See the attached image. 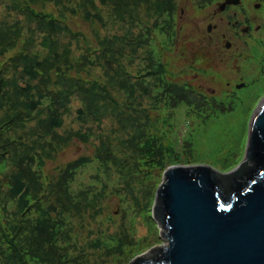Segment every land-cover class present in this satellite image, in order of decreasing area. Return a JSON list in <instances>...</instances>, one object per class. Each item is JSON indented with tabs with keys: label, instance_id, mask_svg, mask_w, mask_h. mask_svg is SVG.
Masks as SVG:
<instances>
[{
	"label": "trees",
	"instance_id": "1",
	"mask_svg": "<svg viewBox=\"0 0 264 264\" xmlns=\"http://www.w3.org/2000/svg\"><path fill=\"white\" fill-rule=\"evenodd\" d=\"M21 1L25 5L15 0V7L19 6L34 23L0 20V55L5 57L0 62V264H107L101 253L93 260L71 256L66 249L72 248V244L65 217H79L83 208L91 209L96 204L97 195L89 198L72 191L77 170L88 158L73 161L61 169L59 176L47 181L41 170L44 157L68 143L70 136L59 131L72 110V101L77 98L82 103L76 113L84 125L90 118L101 122L104 117H112L120 129L132 127L133 132L121 139L119 145L132 153L130 158L125 157L120 169L134 176L155 174L159 168L164 171L167 164L182 163L186 153L179 150L174 139L167 140L164 134L152 129L156 124H152L146 96L153 97L156 107L185 104L190 113L204 118L225 108L215 97L207 100L200 83L198 88L190 84L181 86L167 77L159 58L156 62L151 60L147 73L152 77L153 87L138 81L122 62L127 57L126 44L136 53L152 38L151 29L139 35L132 30L138 17L143 19L141 9L155 13V29L171 31L167 36L174 43L177 31L174 32L171 20L177 9L175 0H83L85 20L105 26L100 7H108L118 21L130 26L123 34L128 41L122 40L125 39L122 35L104 36L96 45L86 41V53L81 51L76 57L72 38L78 42L79 38L66 23L65 14L61 13L62 21L61 15L38 11L32 3L40 0ZM41 1L70 6L62 0ZM20 46L23 49L16 52ZM190 54L194 57L196 52L191 50ZM198 61L201 56L195 58V63ZM88 66H100L105 74L103 79L83 75L82 70ZM72 133L83 141L92 137L80 130ZM102 135L98 136L97 157L107 163L115 156ZM191 151L190 147L187 153ZM9 202L15 203L12 212H8ZM117 233H121L120 241L111 247L107 245L111 249L103 254L123 247L128 232L122 226ZM93 248L102 247L94 241ZM159 250L160 247L153 249L149 258L161 255L157 254ZM134 257L118 264H129Z\"/></svg>",
	"mask_w": 264,
	"mask_h": 264
},
{
	"label": "rangeland",
	"instance_id": "2",
	"mask_svg": "<svg viewBox=\"0 0 264 264\" xmlns=\"http://www.w3.org/2000/svg\"><path fill=\"white\" fill-rule=\"evenodd\" d=\"M17 1L20 5H25V2ZM62 2L70 5L69 8L59 6L54 2L45 3L41 0L32 4L38 11L53 13L57 16H60L61 13L65 14L66 23L79 38V42L72 38L75 57L79 56L81 51L86 53V41L96 45L99 39L104 36L112 37L114 35H122L121 38H125L122 40L128 41L123 34L127 30L126 27L130 25L118 21L116 14L110 8L100 7L106 22L105 26H101L92 20H85L84 8L81 6L83 0H62ZM14 4L15 0H0V20L9 23H34L19 6L15 7ZM98 4H100L99 1ZM175 4L177 9L171 20L174 32L177 31L175 37L173 36L174 43L167 36L171 31L161 32L155 29L154 22L157 19L155 13H147L141 9L140 15L143 19L138 17V22L132 27V30L139 35L142 31L151 29L152 38L144 47L138 48L136 53H132L130 46L126 44L127 57L122 62L127 65L130 74L137 76L138 81L144 85L150 84L153 87L152 77L147 73L151 60L156 62V59L159 58L158 60L162 62L166 71V76L177 80L181 86L190 84L194 88H198L199 83H205L215 87L217 85L219 89L223 90L215 94L204 92L207 95V100L210 101L215 97L225 108L212 117L210 114L205 118L190 113V107L185 104L172 108L166 107L165 104L156 107L158 104L154 102L152 96H146L145 99L146 105L152 113V124H156L152 129L164 134L167 140L174 139L179 150H186L183 155L184 160L179 164H205L220 172H227L244 159L250 119L264 99V88L259 89V82L247 76V71L249 69L251 71L254 61H245L242 58L237 61L241 71L230 67L224 69L221 74H216L213 71L208 77L218 75L223 82L225 81L222 77H227L235 86L236 79L244 76L247 82L252 83L251 88L237 89V84L235 87L227 89L225 85H222L223 82L214 84L209 82L210 79L205 76L203 73L205 71L199 66L202 62L195 63V56L190 54V43L195 35H199L195 33L200 31L202 25L205 29L206 22L200 23L199 21L201 19L199 17L205 12L195 8L193 0H175ZM234 8L235 11L240 10L238 7ZM223 16L225 15L223 14ZM59 18L64 20L62 15ZM22 49L20 46L16 52ZM192 51H195L193 45ZM4 58L0 55V62ZM263 59V56L257 55L258 65L264 62ZM247 68L249 69L245 71ZM157 70L155 68V71ZM82 71L83 75L91 78L103 79L105 75L100 66H88ZM252 71V75L256 74L255 69ZM142 75L144 77L141 78ZM149 90L154 91V88H149ZM232 90L234 92H231ZM81 104L77 98L72 101V110L65 116L63 129L59 131L61 135L70 136L68 143L61 144L50 155L45 156L41 166L44 181H47L59 176L61 169L68 167L73 161L88 158V162L77 170L71 184L72 191L79 196L84 195L89 198L97 195L96 204L91 209L83 208L84 211H81L82 214L79 217L74 215L65 217L72 244V248H66L68 253L77 258L93 260L96 254L101 253L109 261H106L107 264H118L121 260L135 256L131 260L132 262L136 257L149 252L156 246L166 247L168 240L163 236L164 228L160 227L154 217V202L164 172L171 165L167 164L164 171L159 168L155 174L148 175L146 173L144 176H134L128 171H122L120 165L125 161V157L130 158L132 153L119 144L121 139L128 138V135L133 132L132 127L127 125L126 130H122L118 127L116 119L112 117H104L101 122L90 118L89 122L84 125L77 119L76 113ZM76 130L91 134L90 141L77 138L72 133ZM100 134H103V138L109 141L115 156L107 163L97 157ZM190 147L192 151L189 154L187 150ZM145 170L147 171V169ZM14 207L15 203L9 202L8 212H12ZM122 226L128 232V237L123 239V247L115 248L109 254H103L111 249L107 248V245L111 247L118 244L121 233L117 232ZM94 241H98L102 248H93ZM78 244L80 246L76 248ZM84 264L96 263L85 262Z\"/></svg>",
	"mask_w": 264,
	"mask_h": 264
},
{
	"label": "water",
	"instance_id": "3",
	"mask_svg": "<svg viewBox=\"0 0 264 264\" xmlns=\"http://www.w3.org/2000/svg\"><path fill=\"white\" fill-rule=\"evenodd\" d=\"M257 107L236 167L178 163L165 170L154 217L168 244L129 264H264V99ZM158 247L161 255L149 258Z\"/></svg>",
	"mask_w": 264,
	"mask_h": 264
},
{
	"label": "flooded vegetation",
	"instance_id": "4",
	"mask_svg": "<svg viewBox=\"0 0 264 264\" xmlns=\"http://www.w3.org/2000/svg\"><path fill=\"white\" fill-rule=\"evenodd\" d=\"M193 1L195 8L205 12L199 17L201 18L200 23L204 21L206 23L205 29L202 25L200 31L195 33L199 35L194 36L192 43H190V49L192 50L193 45L196 52L195 58L201 56L202 63L198 65L205 71L203 72L205 76L208 77L213 71L216 74H221L224 69L230 67L241 71L237 61L242 58L245 61H254L251 65V71L249 68L245 71L249 69L247 76L259 82V89L264 88V62L258 65L257 60V55L264 57V0H232V3H228L227 0ZM234 7H238L240 10L235 11L233 10ZM254 69L256 74L252 75ZM208 78L212 84L223 82L218 75ZM222 78L225 81L222 85H225L227 89H231L237 84V89L241 87L251 88L252 85L245 80L244 76L236 79L235 86L229 81V78ZM212 86L200 83V89L204 92L215 94L223 91L217 85L216 87Z\"/></svg>",
	"mask_w": 264,
	"mask_h": 264
}]
</instances>
